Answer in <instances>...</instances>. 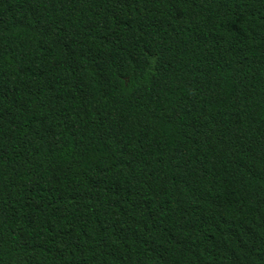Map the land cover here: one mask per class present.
<instances>
[{
	"label": "trees",
	"instance_id": "trees-1",
	"mask_svg": "<svg viewBox=\"0 0 264 264\" xmlns=\"http://www.w3.org/2000/svg\"><path fill=\"white\" fill-rule=\"evenodd\" d=\"M0 264H264V0H0Z\"/></svg>",
	"mask_w": 264,
	"mask_h": 264
}]
</instances>
